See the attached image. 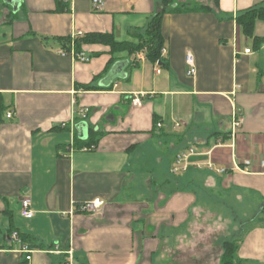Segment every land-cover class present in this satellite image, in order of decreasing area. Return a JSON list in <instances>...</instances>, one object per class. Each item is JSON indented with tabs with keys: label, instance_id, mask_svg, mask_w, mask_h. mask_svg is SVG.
Here are the masks:
<instances>
[{
	"label": "crops",
	"instance_id": "obj_1",
	"mask_svg": "<svg viewBox=\"0 0 264 264\" xmlns=\"http://www.w3.org/2000/svg\"><path fill=\"white\" fill-rule=\"evenodd\" d=\"M94 1L59 11L57 0H0V95L13 113L0 123V264H222L231 238L223 212L209 211L218 198L250 224L236 231L235 264H264V20L252 38L237 22L264 0H100L99 12ZM167 5L185 11L163 18V66L100 44L84 45L81 62L60 42L137 41ZM164 148L172 171L197 153L175 180ZM97 198L103 213L80 212Z\"/></svg>",
	"mask_w": 264,
	"mask_h": 264
},
{
	"label": "trees",
	"instance_id": "obj_2",
	"mask_svg": "<svg viewBox=\"0 0 264 264\" xmlns=\"http://www.w3.org/2000/svg\"><path fill=\"white\" fill-rule=\"evenodd\" d=\"M59 5V11H66L69 9V5L62 0H57ZM165 7L161 12L157 13L150 22L145 33L138 34L137 41H118L113 34L104 33H91L78 37L74 41V46L77 52H81L84 45L100 44L110 47L111 54L114 56L119 53H127L129 56H136L137 54H144L145 59L154 65H164L163 50L165 48V38L162 32V22L165 15L169 13H182L185 11L184 6L174 7L169 9ZM258 20H264V7L250 8L237 18V22L242 28V31L247 37L255 36V26ZM64 43L63 47L68 52L71 51L72 38H65L60 40ZM116 58L113 57L108 66L113 64ZM94 87L86 86L85 90H93ZM9 111V107L6 106L4 99L0 95V123H2ZM93 137H97V134H93ZM264 213V209L263 212ZM10 232L13 233L11 230ZM23 241H30L29 237L20 235ZM30 243V242H29ZM32 243V242H31ZM31 248H40V246L31 245ZM239 249L238 241H227L223 245L222 264H235L236 254Z\"/></svg>",
	"mask_w": 264,
	"mask_h": 264
},
{
	"label": "built area",
	"instance_id": "obj_3",
	"mask_svg": "<svg viewBox=\"0 0 264 264\" xmlns=\"http://www.w3.org/2000/svg\"><path fill=\"white\" fill-rule=\"evenodd\" d=\"M64 3L71 5L72 4V0H62ZM94 10L95 11H101L103 10L104 4L102 1L100 0H96L94 1L93 4ZM82 36L81 33L77 32L74 33L72 35V47H71V51L70 54L78 61L81 62H89L91 60V58L89 56H87L84 52H77L74 46V41L75 39H77L78 37ZM166 51L163 50V54ZM62 54H65L64 52H61ZM246 53H250L249 50L246 51ZM186 63L187 66L189 67L188 71H187V76L188 77H195L197 75V68H196V64H195V60L194 57L191 53L187 54L186 57ZM157 73H160V69H157ZM133 105L135 107H141L142 106V101L140 98H135L133 100ZM87 117V111H82V118L85 119ZM6 118L8 120H11L13 118V113L10 112L6 115ZM242 125V119L238 118L235 119L234 123H233V136L238 133L239 129L241 128ZM158 127H161V125L159 124ZM196 151L194 149H189V151L187 153H184L182 155H179L175 161V165L173 167V173L174 174H179L182 171H186L188 168V161L189 159L196 155ZM247 166L250 165V162L246 163ZM208 166H211V163H209ZM264 166V163H263ZM106 207V202L103 199L97 198L91 201H88L86 203H84L83 205L80 206L79 210L81 213L84 214H101L104 212ZM21 215L25 218V219H33V217L35 216L34 211L31 209V200L28 197H23L21 200ZM11 240L14 243H22V239L21 236L18 232H13L11 233ZM23 252L24 253H29L32 254V251H30L28 246H24L23 247ZM27 260H31V256L27 257Z\"/></svg>",
	"mask_w": 264,
	"mask_h": 264
},
{
	"label": "rangeland",
	"instance_id": "obj_4",
	"mask_svg": "<svg viewBox=\"0 0 264 264\" xmlns=\"http://www.w3.org/2000/svg\"><path fill=\"white\" fill-rule=\"evenodd\" d=\"M177 142L179 143L178 146H180L182 144L181 147L188 145V143H189V141H184L183 143H181L179 140ZM163 157L165 159V164L163 165V169L168 167V171H167L168 177L170 178V176H172V178H170V179L175 180V178L180 176L181 173L174 175V173L171 169V161L169 159V151L166 148H164V150H163ZM147 176H150V174L146 173L144 175L145 178ZM156 177H157V175H156ZM156 184L157 183L154 181L153 185L156 186ZM196 191H197L198 195L200 196L201 191L200 190H196ZM146 192H148V189L146 190ZM167 192H168V190H167ZM220 199L219 198L217 200L211 199L212 200L211 203L208 201L209 205H210L209 211L212 212L213 214H217V212H219V211L223 212V216H224V218H226L225 220H226V225L228 228L227 229V236L229 238H231L230 241H232V240L235 241L237 238L236 231L241 232L242 229L246 230L247 226L249 227L250 224L246 223L247 220L244 217V215L239 211L238 206L234 205L230 201H227L226 205L223 206V204L219 203ZM199 200L201 203L202 200L205 201V198L203 199V198L199 197ZM206 200H208V199H206ZM244 221H246V222H244ZM210 222H213V219L212 220L210 219ZM242 222H244V223H242Z\"/></svg>",
	"mask_w": 264,
	"mask_h": 264
}]
</instances>
